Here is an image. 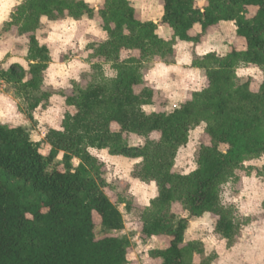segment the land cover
Wrapping results in <instances>:
<instances>
[{
	"label": "trees",
	"instance_id": "1",
	"mask_svg": "<svg viewBox=\"0 0 264 264\" xmlns=\"http://www.w3.org/2000/svg\"><path fill=\"white\" fill-rule=\"evenodd\" d=\"M160 1L164 15L159 23L140 21L132 0H105L98 9L109 38L91 46V57L110 64L117 75L106 77L97 64L94 67L101 71L95 81L75 86L66 104L76 113L64 115L63 132L47 133V156L32 141L28 128L0 123V264L129 263L130 240L114 235L124 231V217L104 192L109 186L105 164L89 149L140 160L134 177L156 182L159 195L144 211L142 236L170 239L166 249L152 252L162 264H192L195 252L204 255L197 243L185 244V236L191 219L202 218L205 212L217 217L215 232L230 249L237 243L243 224L235 209L223 204L221 193L224 185L239 179V171L251 175L254 168L245 161L259 160L264 154V81L253 92L250 82L236 75L241 67L264 73V0H208L203 12L193 7L197 0ZM96 12L84 0H24L5 24L0 38L16 27L20 36L29 35L27 59L39 61L27 73L16 64L0 72L26 103L21 110L30 120L37 105L43 101L41 108H48L53 96L43 83L44 70L52 63L50 50L40 47L35 36L43 25L41 15L52 22L81 21L85 16L92 19ZM223 22L235 24L237 36L246 41L245 49L232 48L224 57L195 55L192 67L205 71L208 86L171 113H147L144 107L151 105L154 96L145 82L148 63L159 57L174 64L178 41L200 44ZM197 23L202 33L194 36L191 32ZM160 25L173 30L171 41L158 36ZM124 51L139 56L122 59ZM25 75L27 84L21 83ZM140 86L144 88L137 93ZM202 124L211 144L198 151L196 171L176 174L179 151ZM153 134L160 138L151 140ZM128 135L144 138L145 144L129 145ZM222 145L228 147L226 152ZM257 177L264 178V167L257 170ZM176 204L189 213L188 218L173 211ZM95 214L108 237L98 239Z\"/></svg>",
	"mask_w": 264,
	"mask_h": 264
},
{
	"label": "rangeland",
	"instance_id": "2",
	"mask_svg": "<svg viewBox=\"0 0 264 264\" xmlns=\"http://www.w3.org/2000/svg\"><path fill=\"white\" fill-rule=\"evenodd\" d=\"M104 2L105 0H96V3L91 5L97 11L92 19L87 18V20L82 19L81 21H77V29L70 44H63V39L68 35H71V33H65L61 40L48 41V36L53 31L49 23H43L41 28H39V30H37L35 33L36 38L39 36L42 40L47 41V43L44 45L47 46L52 53H55V56H51V64L55 63L57 65H64L63 68L57 67L54 69V71L65 73V75L58 76L56 78L57 84L45 85V90L47 92H51L58 97V99L55 101H51V104L48 108L59 107L62 110L60 114L55 112L50 113L49 120H55V122L61 128L64 115L67 112L76 113L75 108H70L66 104V98L73 96V90L75 86L79 85L81 87H86L93 83L96 77L100 75L101 71L94 67L97 64L101 65L102 73L105 71L104 65L107 64L103 60L91 57L93 54L91 46L99 45L105 39L103 36L87 31V29L90 27L88 20H91L96 24L98 31L104 32L102 30V23L98 15V9L103 6ZM20 4L21 3L16 4L10 10L9 20L4 21L3 24H0V34L3 33L5 24L11 21V15ZM139 9L145 14L150 15L151 13V16L153 17L152 6L141 3ZM142 12H140V14H142ZM254 12L255 11L252 10V14H254ZM66 19L68 18L56 21V23H62ZM57 34L59 35L60 32ZM82 39L87 42L83 48L80 46ZM226 40H228L227 43L231 41L229 35H227ZM234 43V46H236L235 48L237 50L241 51L246 47V41L243 38H239V40ZM72 45H75V47L73 48ZM28 47L29 35L20 36L16 27L11 29L10 32H7L0 38V51H6L8 53V55L4 57L5 61L9 59V57L27 59V57L23 56V53L24 49H28ZM62 47L66 50L57 51ZM130 56L138 57L139 53L129 51H124L122 53L123 59H127ZM77 59H79L81 64H87L88 67H71L72 61ZM154 63L155 59L151 63H148L147 70H149L151 65L153 66ZM14 64L19 65L17 63H13L12 65ZM249 68L255 67H241L240 70H247ZM110 70H113L111 65ZM77 77L79 79H77ZM155 77L160 78L158 80L159 82L157 81L158 83L164 82L165 84H146V86H149L154 90V96L151 105L144 107V110L147 109V111L145 110L147 113H171L181 104H183V102L185 103L191 98V88H193L194 85L181 84L182 81L178 78V75H175V73L171 72L169 76L157 75L152 79L154 80ZM257 77H259V79ZM239 78L243 82H250V90L257 92L261 83L264 81V73L259 70L255 74H246L239 76ZM185 85L187 87H185ZM198 85L201 86V84ZM143 88V86L137 87L136 92L139 93ZM0 95L9 96L10 99L13 100L17 97L12 86L9 85L4 87V85H1V82ZM177 97H179V99ZM61 101L64 102L61 103ZM0 103H3V101H0ZM25 104L26 103L23 101L22 104L17 105L19 111L17 109V112L13 114V118L10 120L12 123L11 125L16 126L26 123L25 126L31 132V139L33 135L39 137V139H32V141L39 143L40 152L44 156H47L50 151V146L46 142L45 136L50 130L54 129L51 127V124L48 122V120H43L44 113L47 112L48 108H40L39 112L34 113L33 120H30L27 115H25L24 111H22L23 108H25ZM3 108L4 109L2 110L4 111L6 106L4 105ZM152 109H155V111H152ZM37 116H39L40 119H37ZM61 116H63V119H61ZM3 118L7 117H2L1 115L0 119L3 120ZM17 120H19V123L16 122ZM42 120L43 123L41 122ZM205 128L206 126L202 124L190 133L188 145L182 148L178 153L174 169L176 174L185 175L184 173L191 168L193 163L197 164V153L201 146H207L211 144V140L206 134ZM113 130L117 131L118 126L113 125ZM159 138L160 134H153L150 137L151 140H158ZM126 139L128 144L131 146H143L146 141L144 138L136 135H128ZM139 141H143V143H138ZM221 150L226 152L228 147L222 145ZM91 154L105 164L104 177L109 186L104 189V192L121 211L124 217V231L114 233V235L125 237L131 242V247L128 253V264H162L160 259L153 257L152 252L166 249L169 246L170 239L167 237L145 239L142 236V216L145 209L149 207L151 201L155 198L152 197V183L141 182L133 175L141 161L137 159L125 158L123 156H114L111 155L108 150L100 151L92 149ZM251 162L246 164L247 167L252 166L254 168L251 175H248L244 171H239L237 173L239 178L238 180H232L222 187L221 197L223 204L227 207H232L235 209L234 211L239 218V222L241 225L243 224L241 235L238 238L237 243L233 248L230 249L228 247L227 241L216 234L215 228L217 224V217L209 214L208 219L212 221L211 227L213 228L211 233H209L203 225L197 223V221L201 218H192L188 228L191 229V233H186L185 244H190L192 242L197 243L199 249H201V252L204 254L201 255L195 252L191 259L192 264H201L206 258L211 260V264H264V199L254 198L251 200V207L254 209L253 211H249L246 207L249 205L250 196H264V178L257 177V170L262 169L264 164H256ZM74 164L78 165V161H74ZM192 172H189L187 175ZM253 180H255L254 186L252 183ZM225 193L228 195L225 196ZM242 208L244 211H241ZM173 211L180 217H189V213L186 212L180 204H176L173 207ZM245 211L248 212L247 215L244 214ZM94 221L96 224V235L98 239L108 237L109 234L104 232L101 226V219L97 214L94 215ZM193 225L196 226L193 227ZM209 237L215 240V244L212 243V240L209 239Z\"/></svg>",
	"mask_w": 264,
	"mask_h": 264
},
{
	"label": "clouds",
	"instance_id": "3",
	"mask_svg": "<svg viewBox=\"0 0 264 264\" xmlns=\"http://www.w3.org/2000/svg\"><path fill=\"white\" fill-rule=\"evenodd\" d=\"M23 0H0V24H3L4 21H8L9 20V13H10V10L16 5V4H19V3H22ZM206 2V0H197V5H200V10L201 12L204 11V7H203V4ZM84 3L85 4H88V5H93L96 3V0H84ZM197 5H194L193 7L195 8ZM137 7H140L141 5L137 4L136 5ZM157 14L159 17H163L164 15V10H163V6L162 5H158L157 6ZM84 20H87V17L85 16L83 18ZM155 20V18H153ZM40 23H49L50 26L52 27L53 31L52 33L48 36V41H52V40H61L62 37L64 36L65 33H71V35H68L66 38L63 39V44H70L71 41H72V38H73V35L75 34L76 32V29H77V21L73 18H68L66 19L65 21H63L62 23H56V22H52V21H49V18L47 15H41L40 17ZM88 24L90 25V27L87 29L88 32H92V33H95L96 35H100V36H103V38L105 40H107L109 37H108V34L107 32H102V31H98L97 28H96V24L91 21V20H88ZM197 29L200 28V25L199 23H197L196 25H194ZM169 32H172L173 30L171 28L168 29ZM60 32V34L58 35L57 33ZM157 34H161V33H157ZM177 39H179V37H177ZM37 41H38V45L40 47H43L45 43H47V41L45 40H42L39 36H37ZM85 43H87L86 41H84L83 39L81 40V48L84 47ZM72 47L74 48L75 45H72ZM181 48L185 47V45H180ZM66 49H64L63 47L58 49L57 51H65ZM202 53H203V50H200ZM28 53H29V50L28 49H24V53H23V56L24 57H28ZM8 53L6 51H0V70H3L4 72H7L10 70V67L13 63H17L21 66V68L27 73L30 71V66L31 65H35L37 64L39 61L38 59L37 60H31V59H22V58H16V57H9V59H7L6 61L4 60V57L7 56ZM49 55L50 56H55V53H52L51 51H49ZM87 55V54H85ZM123 59V57H122ZM182 63H190V61L188 59H185V60H182L181 61ZM57 67L59 68H63L64 65H57L55 63L53 64H50V66L44 70L45 72V79L43 81V83L45 85H56L57 84V77L58 76H63L65 75V73L63 72H60V71H54V69H56ZM71 67L73 68H87L88 65L87 64H81L79 59L77 60H73L72 63H71ZM104 75L106 77H109V78H114L116 77L117 75V72L116 71H113V70H110V64H107V65H104ZM157 69H161L163 70L160 74H163V73H166L169 71L168 68H166L162 63L157 65ZM259 71V69L257 68H249L247 70H240L238 69L237 72H236V75L237 76H242V75H246V74H255ZM157 75V71H153L152 73V76H156ZM189 76H192V73H189ZM149 79H151L152 77H148ZM194 79L198 78V77H193ZM259 79V77H257ZM77 79H79L77 77ZM28 80H29V77L27 75H25L22 79H21V83H24V84H27L28 83ZM2 82V81H0ZM203 81H201L202 83ZM185 87H187L185 85ZM196 90L199 91L201 90L199 88V85L196 86ZM179 99V97H177ZM51 101H55L56 99H58L57 96H52L49 98ZM0 101H3L4 105L6 106L5 110L3 112H0V115H3V116H6L8 120H11L13 118V114H15L17 112V105H20L22 104L23 100H22V97H16L14 100L13 99H10L9 96H5V95H0ZM64 101H61V103H63ZM43 101H41V103L39 105H37V108H36V112H39L40 111V108L42 107L43 105ZM147 111V109H145ZM61 108L59 107H55V108H48L47 112L44 113V116H43V120H48V122L51 124V127L56 129L57 131H61L63 132L64 129L59 127L58 124L55 122V120H49V114L50 113H57V114H60L61 113ZM152 111H155V109H152ZM71 115H75V113H71ZM37 119H40L39 116H37ZM61 119H63V116H61ZM43 120L41 121L43 123ZM6 121L4 120H0V123H5ZM17 123H19V120L16 121ZM32 139L33 140H37L39 139V137L33 135L32 136ZM138 143H143V141H139ZM92 149H89V152H91ZM62 155V153H61ZM245 164L249 163L248 161H245L244 162ZM251 163H256V164H264V154L261 155V158L260 160L258 161H252ZM198 168V165L193 163L191 165V168L188 169L184 174L187 175L189 172H192V171H196ZM155 181L152 182V185H153V190H152V197L153 198H156L159 193L158 191L156 190V187H155ZM253 186L255 185V180H253ZM247 194V193H245ZM225 196H227L228 194L225 193L224 194ZM254 198H261V199H264V196H260V197H257L255 195L253 196H250L249 198V205H247L246 207L248 208L249 211H253L254 209L251 207V200L254 199ZM223 202V201H222ZM150 206V205H149ZM241 211H244V209L242 208ZM245 215L248 214L247 211L244 212ZM209 217V213L205 212L204 213V216L199 219L197 221L198 224L200 225H203L207 231L209 233H211L213 231V228L211 227V224H212V221L208 219ZM196 225H193V227H195ZM187 232L190 234L191 233V229H188ZM194 238V237H193ZM209 239L212 240V243L215 244V240L211 237H209Z\"/></svg>",
	"mask_w": 264,
	"mask_h": 264
},
{
	"label": "crops",
	"instance_id": "4",
	"mask_svg": "<svg viewBox=\"0 0 264 264\" xmlns=\"http://www.w3.org/2000/svg\"><path fill=\"white\" fill-rule=\"evenodd\" d=\"M207 1L208 0H206V2L203 4V7L206 6ZM132 3L136 9L137 18L140 21H142V22L152 21L155 23L161 22L162 17H159L157 14V6L158 5L163 6V3L160 0H132ZM141 3H145V4H148L149 6H152L153 17L151 16V13H150V15L145 14L139 9L140 7L136 6L137 4L141 5ZM196 5H197V2H196ZM196 7L198 9H200L201 6L197 5ZM140 12H142V14H140ZM153 18H155V20ZM169 28L170 27H168V26L160 25L158 30H157V33H161V34H158V36L165 41H171L173 38V31L169 32L168 31ZM236 29L237 28L233 22H223L220 24L219 27L211 29L206 34L203 42L200 44L178 41L176 46L174 47L175 63L174 64H166L161 58H159V57L155 58L154 65L153 66L151 65V68L149 70H147L145 73L146 84H160V83L165 84L164 82L158 83L159 82L158 80L160 79L158 77H155L154 80L152 79L153 78L152 73L155 70V71H157L158 76H164V75L169 76V74L171 72L175 73V75H178V78L182 81L181 84H192V85H194L193 88H191L192 93L197 92L196 86L198 84H201V86H199V88H201V90L206 88L208 86V79L206 77L205 71L192 67V62H193L194 56L196 55L198 57H203V56L210 54V53H216L220 57L226 56L231 51L232 48L236 47V46H234L235 45L234 42L239 40V37L237 36V33H236ZM191 33L194 36L201 34L202 33V26L200 25L199 29H197L194 26L193 31ZM227 35H229L231 38V41L229 43H227L228 40H226ZM182 44L185 45V47L181 48L180 45H182ZM200 50H203V53ZM185 59H188L190 61V63H182L181 62L182 60H185ZM161 63L166 68L169 69L168 72L160 74L163 70L157 69V65H159ZM189 73H192V76H189ZM148 77H152V78L149 79ZM193 77H198V78L194 79ZM201 81H203V82L201 83ZM201 90H199V91H201ZM53 96H56V95L53 94ZM50 104H51V100H50ZM3 107H4V104L0 103V112H3V110H2V109H4ZM17 109L19 111L18 106H17ZM2 117H5V116L2 115ZM0 120H2V119H0ZM3 120L6 122L1 123V124H8V125L12 124L10 122V120H7V118H3ZM25 121H27V120H25ZM25 124L16 125V126L26 127Z\"/></svg>",
	"mask_w": 264,
	"mask_h": 264
},
{
	"label": "built area",
	"instance_id": "5",
	"mask_svg": "<svg viewBox=\"0 0 264 264\" xmlns=\"http://www.w3.org/2000/svg\"><path fill=\"white\" fill-rule=\"evenodd\" d=\"M1 72V71H0ZM0 81H2L1 82V85H4V87H6V86H9L2 78H1V75H0Z\"/></svg>",
	"mask_w": 264,
	"mask_h": 264
}]
</instances>
